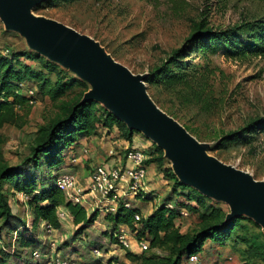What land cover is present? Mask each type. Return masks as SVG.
Wrapping results in <instances>:
<instances>
[{
	"label": "rangeland",
	"instance_id": "obj_1",
	"mask_svg": "<svg viewBox=\"0 0 264 264\" xmlns=\"http://www.w3.org/2000/svg\"><path fill=\"white\" fill-rule=\"evenodd\" d=\"M34 9L35 15L58 21L92 38L116 62L133 74L146 76L153 68L164 63L174 50L180 48L193 32L195 25L201 21H205L207 28L221 31L229 28L237 29L241 25L264 19V0H56L50 6H43L37 11ZM4 28L0 21V55L6 56L8 52L13 51L18 53L27 51L57 65L63 73L58 69L49 71L39 60L18 57L20 64L29 65L34 71L42 74L51 86L58 79L64 82L69 78L80 80L79 76L69 68L30 49L25 38L18 32L7 31ZM188 61L191 67L185 72L192 81L191 92L180 85L169 88L145 83L148 95L160 110L169 116L173 114L175 118L170 117L183 127H187L194 138L205 144L209 155L226 165L248 172L258 181H264V132L243 134L244 142L238 141V136L230 141L224 138L233 133H240V129L249 122L264 117V55L233 56L221 52H206L204 56H193ZM80 81L88 86L87 91L84 86L73 83L54 101L40 94V96L36 95L32 105L17 108L19 119L14 124H6L0 129V162L14 165L27 156L38 129L59 113L61 102H74L79 95L91 89L87 82ZM26 87L34 89L35 86L29 83L25 84L23 89ZM192 91L200 94V100L194 98ZM97 135L98 143L103 142L102 138L107 139V142H110V150L119 153V142L123 137L118 136L117 129L112 131L101 129ZM133 136L142 140L140 141L142 145H138L142 150L148 152L152 148L153 143L141 134L134 132ZM101 147L98 144L97 148H91L93 151H89L90 146L87 145L83 147L87 150L83 156H81L83 150L77 153L76 145L71 147L65 153L66 159L64 158L59 166L60 170L66 168L65 162L68 164L72 159L71 156L85 157L87 166L83 170L74 164L68 166L78 179L86 178L89 170L104 156ZM122 155L123 153L120 157ZM147 165L153 166L155 172L162 175L163 179L159 177L156 188L149 190L150 200L137 196L139 200L133 206L143 217L170 195L173 185L172 181L169 185L164 183L163 180L166 179L162 174L163 171L155 162H148ZM169 167L171 163L165 159L163 169ZM54 172L56 174L57 171ZM3 190L13 213L30 227L32 216L27 199L17 197L13 189H8V186H4ZM176 197L177 195L172 197L170 201L172 204ZM63 199L65 200L64 195ZM86 202L90 204L87 213L91 214L96 210L94 203L90 199ZM216 203L222 204L224 210L229 212L226 204ZM67 221L71 222L70 219ZM198 223L196 216L189 214L188 217L177 222L182 233L195 229ZM93 225L84 232L86 243L76 241L79 240L78 238L70 241V237L78 228L74 224L60 229V236H54V238L58 237V248L68 237L66 240L69 241L67 244L69 249L65 250L66 255L76 252L75 258L84 261L91 258L89 251L92 248L99 247L107 258L120 264H142V256L166 254L156 248L142 251L134 240L129 250L121 249L117 242L111 241L108 236L112 226L105 219L104 214L100 213ZM40 229L39 226L38 238L45 237L47 240L46 234ZM16 237L17 232L9 234L2 231L0 248L12 250ZM92 242L95 244L88 246ZM8 245L10 248H7ZM208 246L210 243H207ZM43 253H49L48 246ZM201 255L202 251L199 253V256ZM240 258L239 253L233 250L228 254L226 261L243 264ZM7 264H33V262L29 254H26L14 261L8 260ZM190 264H207V262L200 259L197 263Z\"/></svg>",
	"mask_w": 264,
	"mask_h": 264
},
{
	"label": "trees",
	"instance_id": "obj_2",
	"mask_svg": "<svg viewBox=\"0 0 264 264\" xmlns=\"http://www.w3.org/2000/svg\"><path fill=\"white\" fill-rule=\"evenodd\" d=\"M54 1L56 0L42 1L34 11L43 6H50ZM206 52H221L233 56L264 55V19L241 25L237 29L229 28L221 31L207 28L205 21L199 22L186 38L185 43L174 50L164 63L153 68L147 74L145 83L164 85L169 88L180 85L191 92L192 81L185 72L191 67L188 59L193 56H204ZM18 57L39 60L43 67L49 71L58 69L60 73H63L57 65L46 61L35 53L13 51L8 52L6 56L0 55V129L6 124H14L19 119V115L16 113L17 108L32 105L30 101L34 102L36 95H45L54 101L62 96L73 83H78L84 86L86 91L88 90V86L76 78H69L65 82L58 79L51 86L42 74L34 71L29 65L20 64ZM29 83L33 87L35 86L34 97H29L24 92L23 86ZM192 93L195 99L200 100L198 92L192 91ZM83 94L79 95L74 102H61L59 113L38 129L27 156L18 164L8 165L0 162V233L2 231L9 234L17 232L12 250L7 251L0 248V264H7L8 260L14 261L26 254H29L33 264H41V262L33 260L31 250L40 247L41 254L44 255L43 250L48 244L45 243V237L39 236L38 238L37 230L44 222L56 231L55 235L60 236L59 230L63 228L64 224L59 218V209H62L71 218L74 226L78 227L70 237V241L76 238L79 239L76 241H87L84 232L94 226L97 216L100 215L99 212L94 210L91 214H87L84 208L79 205L66 202L63 199V193L55 185L57 177L65 173L75 174L68 165H76V157L71 156L72 159L68 164L65 162L64 167L66 168L60 170L59 166L65 158L66 151L77 145L80 138L93 135L101 129L108 131L117 129L120 136L129 142V147L135 148L130 146L135 131H129L124 123L100 104L81 103ZM170 116L175 118L173 114ZM184 128L189 130L187 127ZM259 131L264 132V117L249 122L240 129V133H233L224 138L230 141L233 137L238 136V141L244 142L243 134ZM144 152L148 156L146 164L155 162L162 169L164 178L173 182L172 190L170 195L155 205L148 215L141 217L136 222H134V215L138 213L137 208L119 207L115 214L106 215L105 219L112 226L108 235L111 241H116L112 232L119 227H124L131 233L134 232L136 241L147 240L148 248H156L166 253L161 256H142V264H190L189 257L197 255L201 251L200 258L202 259L207 242L211 244V248L230 245L232 250L239 253L243 264H264V235L257 224L246 217L226 221L228 211L224 210L222 204L220 205L201 195L198 191L182 185L170 167L163 169L165 158L162 150L152 144V148L148 152ZM73 160L76 161L73 162ZM97 166L98 164H95L92 170ZM4 186L13 189V193H20L27 197L26 202L32 216L30 227L26 226L25 222L13 213L3 190ZM149 194L144 193L139 196L148 200ZM174 195L177 197L172 204L170 201ZM169 203L173 205L172 208L167 206ZM182 211L189 215H195L199 222L195 229L186 233H182L177 224L178 220L183 218L180 215ZM40 231L44 233L43 229ZM54 236L53 240L58 249L56 250L57 256L63 259L80 260L78 257L71 256L73 252L70 255L65 254V250L69 249V245H67L69 241L66 240L68 237L65 239L66 241H62L59 249L57 246L58 237L54 238ZM94 244L92 242L88 246ZM7 248L10 246L8 245ZM59 250L64 253H58ZM91 258L80 261L89 263L92 261Z\"/></svg>",
	"mask_w": 264,
	"mask_h": 264
},
{
	"label": "water",
	"instance_id": "obj_3",
	"mask_svg": "<svg viewBox=\"0 0 264 264\" xmlns=\"http://www.w3.org/2000/svg\"><path fill=\"white\" fill-rule=\"evenodd\" d=\"M42 0H0L4 30L18 32L30 49L75 72L91 89L81 103L102 105L129 131L151 141L184 186L228 206L226 221L245 216L264 235V181L208 154L207 146L164 113L147 93L146 75L133 74L92 38L33 13Z\"/></svg>",
	"mask_w": 264,
	"mask_h": 264
},
{
	"label": "built area",
	"instance_id": "obj_4",
	"mask_svg": "<svg viewBox=\"0 0 264 264\" xmlns=\"http://www.w3.org/2000/svg\"><path fill=\"white\" fill-rule=\"evenodd\" d=\"M25 93L29 97H34L35 91L31 87H26ZM30 104H33V101H30ZM123 151L124 159L127 163L125 166L107 167L103 164L98 165L90 172L89 179L85 184H82L75 174L65 173L57 177L55 185L57 189L63 193L66 202L79 205L88 212L90 204L88 205L86 200L90 199L94 203V209H96L99 214L101 213L105 216L108 214H115L119 207H124L126 209L134 208V203L139 200L137 196L149 193L145 182L147 175L146 161L148 160V156L139 148L126 147ZM74 161L76 160H73V162ZM15 194L17 197H25V199H27L23 194ZM167 206L169 208L173 207L171 203ZM58 212L62 223H65V219L66 222H68L67 220L69 219L71 221V218L66 215L62 209H59ZM180 215L183 218L188 216L185 211H182ZM141 217L143 216H141L139 212L136 213L134 215V222L140 220ZM40 227L46 234V245L48 244L49 253L42 255L40 247L32 249L31 257L34 261L41 262V264H120L117 261L107 258L98 248L91 250L90 257H92V261L89 263H83L80 260L63 259L56 255L57 248L53 240L56 231L49 224L44 222L40 224ZM130 233L131 231L128 229L119 227L112 232V235L116 239L118 246L123 250H129L133 240L140 250L145 251L148 249L147 240L142 239L136 241L135 238L132 237L134 232ZM200 259L199 254L190 256L189 263H197Z\"/></svg>",
	"mask_w": 264,
	"mask_h": 264
},
{
	"label": "crops",
	"instance_id": "obj_5",
	"mask_svg": "<svg viewBox=\"0 0 264 264\" xmlns=\"http://www.w3.org/2000/svg\"><path fill=\"white\" fill-rule=\"evenodd\" d=\"M97 136L98 135L96 132L93 135L84 136V137L80 138L77 145H76V152L79 153V151L83 150V152H82L83 154L81 155V156H83L84 154L87 153V150L83 147L88 145V146H90L89 151H93V149L91 150V148L95 149V148H97V146L99 144V146L100 145L102 146L101 149L104 152V156L101 157L100 159H98V161H97L98 165L103 164L107 167H123V166H125L127 163L125 162V159H124L123 150L126 147H129V142L127 140H125L124 138H120V142H119L120 144H119V148H118L119 153L117 154V151L114 152V151L110 150L111 149L110 142H107V139L104 140L102 138L101 140H103V142L98 143ZM118 136H120L119 131H118ZM140 141H142V140H140V139L138 140V139L134 138V136H133L130 146L138 148V145H142V142H140ZM145 145H148V144H145ZM121 153H123V155L120 157ZM74 166H77V167L80 166V168L83 170L84 167L87 166L86 158L85 157H78L77 161H76V165H74ZM152 167L153 166H151V165H147V175H146L145 182L147 184L148 190H153V188H156V186L158 184L159 177L162 178V175L156 173L154 170L155 168L153 169ZM91 171H92V169L89 170V172L87 173L88 176L86 178H79L81 183L84 184L86 181H88ZM163 181L166 185H169V181H166V180H163ZM62 224H64L63 225L64 229L69 227V226H73L72 222H66V223H62ZM207 243H209V242H207ZM207 243L205 245L206 246L205 247L206 248L205 253L202 256L203 261L207 262V264L221 263L222 261L223 262L221 264H223V263L224 264H232V263L226 261L228 254L230 252H233L230 245L214 246L215 248H211V244H210V246H208L209 247L208 248ZM58 253L61 254V253H64V251L59 250ZM71 256L74 258L76 257V255L74 253Z\"/></svg>",
	"mask_w": 264,
	"mask_h": 264
}]
</instances>
